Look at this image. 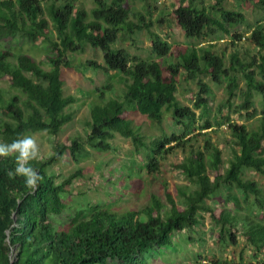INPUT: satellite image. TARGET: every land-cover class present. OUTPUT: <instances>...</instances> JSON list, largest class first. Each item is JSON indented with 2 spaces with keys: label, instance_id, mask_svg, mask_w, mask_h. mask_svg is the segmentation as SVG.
<instances>
[{
  "label": "trees",
  "instance_id": "trees-1",
  "mask_svg": "<svg viewBox=\"0 0 264 264\" xmlns=\"http://www.w3.org/2000/svg\"><path fill=\"white\" fill-rule=\"evenodd\" d=\"M93 1L96 6L88 11L81 0H0V79H7L28 96L21 100L0 92V115L10 120L0 126V142L10 143L28 132L59 135L73 119L67 108L76 101L64 94L62 69L72 65V53L83 51L87 45L104 53V65L89 62L91 65L116 71L127 82L122 99L94 105L86 140L56 143L52 157L29 161L41 176L35 189L26 187L21 177L10 179L7 175L16 167L15 155L0 157V264H144L147 255L172 247L176 235L198 226L201 212L221 226L217 243L238 244L241 238L251 247L253 256L248 260L243 255L240 260L236 256L228 260L200 256L194 264H264V188L254 177L264 175V116L259 128L251 130L224 114L225 109L234 107L243 78V107L255 106L256 92L264 97L263 26L258 25L251 34L258 53L248 61L233 53L227 66L224 57L210 48L191 47L180 53L177 64L165 68L161 60L171 55V45L156 32L151 31L154 59L135 58L125 49L113 47L123 33L150 29L152 20L147 22L142 16L140 23L131 21L127 0ZM257 1L264 7V0ZM222 2L216 0L211 7L196 0H179L170 16L189 38L205 40L222 32L232 36L236 44L243 35L234 34L230 27L244 22L245 16L225 8ZM18 37L33 44L48 42L51 68H44L27 54L15 56L10 48ZM2 43L9 45L2 48ZM183 74L193 79L206 74L218 82L224 77L228 80V98L217 109L216 117L223 120L218 123L228 124L233 135L237 146L233 156L226 162L222 151L208 140L205 150L193 152L177 166L189 181L180 190L179 200L168 190L167 202L155 195L152 204L141 211L121 214L107 206H89L63 221L61 217L69 209V188L79 173L59 180L50 168L64 159L66 151L77 156L87 151V145L109 150L115 135L120 134L131 138L139 148H146L148 170L158 172L159 157L184 148L197 129L213 126L209 85L201 83L196 98V108L202 109L199 119L191 107L180 104L177 92ZM127 108L158 123H162L165 111H171L182 133L147 145L134 128ZM200 119L205 121L201 126ZM218 195L224 200L219 201ZM252 207L253 211L246 213Z\"/></svg>",
  "mask_w": 264,
  "mask_h": 264
},
{
  "label": "rangeland",
  "instance_id": "rangeland-1",
  "mask_svg": "<svg viewBox=\"0 0 264 264\" xmlns=\"http://www.w3.org/2000/svg\"><path fill=\"white\" fill-rule=\"evenodd\" d=\"M179 0H127L131 8L130 20L140 23V17H146L147 22L153 21L151 28L137 30L135 33H123L118 41L113 44L114 48L125 49L132 57L142 60L156 58L153 49L151 31L160 36L171 45L172 53L161 60L163 67L177 64L181 52L191 47L199 50L210 48L219 56H223L227 66L231 63L233 53H238L242 60H250L257 55L258 48L251 41V34L258 26L264 28V7L257 0H223L225 8L242 13L245 21L232 25L230 28L234 34H242L243 38L233 43L232 36L217 32L205 40L189 38L185 31L170 16L174 5ZM189 1V0H188ZM197 3L213 6L216 0H196ZM81 4L88 11L96 6L93 0H81ZM52 25V21H51ZM52 27V26H51ZM52 35L56 32L52 27ZM9 43H2L5 48ZM10 50L15 56L27 54L44 68L50 69L51 65L47 58L52 54L48 42L33 44L27 38L18 37ZM202 52V51H200ZM72 65L63 67L62 78L64 80V94L75 97L76 101L67 108V112L73 115V119L66 124L58 136H53L47 131L28 132L36 140L39 147L38 161L46 160L55 153V144H68L71 139H87V123L91 120L92 109L100 101L122 99L127 89V82L116 71H106L96 68L89 62L96 64L105 63L104 53L99 48L87 45L81 52L70 55ZM31 75V74H29ZM243 76L242 74H239ZM241 78V77H240ZM227 79L224 77L220 82L215 81L210 75L202 74L196 79L188 78L187 75L179 76L177 97L180 104L191 107L201 116L202 109L196 108V98L201 91V83H206L211 90L212 112L209 118L212 127L197 129L191 135L189 142L184 148H176L175 152L169 153L165 158L159 157V171L148 170V158L146 148H139L131 138L116 134L112 140V148L98 150L87 145V151L73 156L70 150L66 151L64 159L53 164L50 171L55 173L59 180L67 179L75 173H79L69 188L67 195L69 209L61 218L67 222L70 215L80 208L89 206L109 207L112 211L126 213L128 211H141L152 204L153 196H158L162 201H168L169 190L179 200V192L188 184V179L177 166L193 152L207 148V141L215 144L223 154L227 162L237 146L227 123L216 117L217 109L228 98ZM246 80H240V89L234 98V107L225 109L224 114L230 116L235 122L246 124L249 129H257L263 118V99L260 93L253 94L255 106L252 109L243 107L245 97ZM0 92L7 97L16 95L21 100L28 98L27 94L20 89L12 87L7 79H0ZM133 126L137 129L144 142L151 145L156 139L171 137L174 133L181 134L182 129L173 120L171 111H165L162 123L153 121L137 110L127 108ZM205 119V118H204ZM200 119L199 126L204 124ZM207 119V118H206ZM220 119V120H219ZM10 121L4 115H0V126ZM189 138V137H188ZM2 140V137H0ZM169 147L171 145H168ZM168 148V147H167ZM264 188V175H254ZM218 200L223 201L224 196L218 195ZM254 196H252V199ZM254 200V199H253ZM251 207V206H249ZM253 207L247 209L251 213ZM221 226L206 212H201L200 224L193 229H186L174 237L172 247L159 250L154 255H147L144 264H194L200 256L204 259L214 257L228 260L229 258L243 255L246 260L253 256L252 249L247 243L239 238V243L230 242L228 245L217 243Z\"/></svg>",
  "mask_w": 264,
  "mask_h": 264
},
{
  "label": "clouds",
  "instance_id": "clouds-1",
  "mask_svg": "<svg viewBox=\"0 0 264 264\" xmlns=\"http://www.w3.org/2000/svg\"><path fill=\"white\" fill-rule=\"evenodd\" d=\"M15 155L16 167L9 170L10 179L21 177L26 187L35 189L41 182L39 172L30 166L29 161L39 157V147L31 135L17 137L10 143L0 142V157Z\"/></svg>",
  "mask_w": 264,
  "mask_h": 264
}]
</instances>
